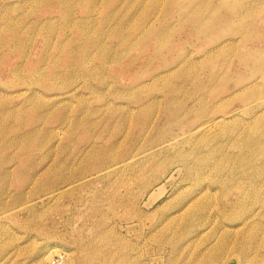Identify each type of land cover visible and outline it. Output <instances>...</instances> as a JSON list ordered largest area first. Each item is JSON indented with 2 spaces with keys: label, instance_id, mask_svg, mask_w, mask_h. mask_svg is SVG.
I'll use <instances>...</instances> for the list:
<instances>
[{
  "label": "rangeland",
  "instance_id": "rangeland-1",
  "mask_svg": "<svg viewBox=\"0 0 264 264\" xmlns=\"http://www.w3.org/2000/svg\"><path fill=\"white\" fill-rule=\"evenodd\" d=\"M248 1L0 0V264H264ZM207 186L233 211L182 212Z\"/></svg>",
  "mask_w": 264,
  "mask_h": 264
},
{
  "label": "bare ground",
  "instance_id": "bare-ground-1",
  "mask_svg": "<svg viewBox=\"0 0 264 264\" xmlns=\"http://www.w3.org/2000/svg\"><path fill=\"white\" fill-rule=\"evenodd\" d=\"M255 1H248V4H247V2H238L237 3V7H235V10H234V12L232 11V15H233V17H237L236 19H239V20H241V19H243V18H247V19H250L249 21H251L252 23L251 24H254V23H264V15H259L258 13H260L259 11L260 10H262L264 7H262V2H261V5H258V4H255L254 3ZM252 3V4H251ZM239 6V7H238ZM262 11H264V9L262 10ZM264 13V12H263ZM258 14V15H257ZM255 25V24H254ZM242 36V35H241ZM243 37V36H242ZM245 37V36H244ZM243 37V38H244ZM238 38V37H237ZM241 38V37H240ZM233 39V38H232ZM239 39V38H238ZM225 42H227V41H225ZM245 42V41H244ZM251 55H253V52L251 53ZM243 57V56H242ZM241 58V57H240ZM251 85V84H250ZM246 86V85H245ZM228 116V115H227ZM226 117V116H225ZM222 119H223V117H222ZM221 120V118H215V120H212V123L213 124H217L219 121ZM212 124H209L208 122H206L205 124H199V125H197V126H195L194 128H193V131H191V132H188L189 133V135H192V134H195V133H197V132H201V131H204V130H207L208 128H210V126H211ZM172 144V141H169V140H167V142H165L164 144H162V146H164V147H168V146H170ZM161 146V147H162ZM195 163H196V161H195ZM196 165V167H201V165H200V162L197 164H195ZM184 167H186V168H188V170L190 169V168H192V166H190V165H185ZM195 167V168H196ZM225 185V179H221L220 180V187L222 188L223 186ZM235 185V184H234ZM239 185V184H238ZM236 186H234V188H235ZM238 187V186H237ZM236 187V188H237ZM214 189V188H213ZM207 190L208 191H210L209 190V186H207L205 189H199L198 191H197V193H195V194H197V195H199V196H197L196 198H190V200H189V202L186 204L187 206H183V208L184 209H182V212L186 209V211H188L187 210V207L188 206H191V207H197V209H198V206H200V205H205V204H207L208 205V210L206 211L207 212V214L205 213H203V219H200L199 217H197V215H198V213H197V215H196V218L198 219H200V220H202V221H207L208 219H209V217L210 216H212V218H214V217H216L215 215L216 214H214V211L212 212V210L214 209V208H217L222 214H224V212L225 211H227V209H226V206L224 205V201L226 200V202H228L229 203V205H230V209H232L233 207H235V203H236V199H235V196L233 197V191H231V190H229V192H227V193H224L223 194V197H224V199H223V201H222V203H218L217 201V199H218V197H217V195H216V193L215 192H213V193H211V192H207ZM60 191V190H59ZM212 191V190H211ZM194 197V196H193ZM189 199V198H188ZM184 201V200H183ZM237 201H239V200H237ZM182 204V203H181ZM237 204V203H236ZM180 205V204H179ZM181 208H182V206H181ZM200 208H202V206L200 207ZM193 209V208H192ZM202 210V209H201ZM229 210V209H228ZM186 211H184V213H187ZM232 211H233V209H232ZM231 211V212H232ZM199 212V211H198ZM200 213H202V212H200ZM199 213V215H201ZM255 213V212H254ZM206 217H205V216ZM253 215V214H252ZM256 215V214H255ZM195 217V216H194ZM249 217H251V216H249ZM252 218V217H251ZM251 218L249 219V218H247V220H251ZM245 220V219H244ZM244 220H242V221H244ZM246 221V220H245ZM245 221L244 222H242V223H245ZM193 222H194V220H193ZM192 222V223H193ZM251 222V221H250ZM195 223V222H194ZM197 223V222H196ZM241 223V224H242ZM249 223V222H248ZM189 224V223H188ZM187 224V225H188ZM198 225V224H197ZM200 225V224H199ZM204 225V224H203ZM243 225V224H242ZM246 225H248L247 223H246ZM191 226H192V224H191ZM228 226V225H227ZM236 226V225H235ZM187 227V226H186ZM193 227H194V225H193ZM240 227V226H239ZM189 228V227H188ZM198 228V227H197ZM195 229L196 231H198L199 232V229ZM202 228V227H201ZM224 228H226V225H222L221 227H219L216 231H215V233L213 234V237H216L217 236V238H219V237H222L223 236V234H222V229H224ZM229 229V228H228ZM236 229V228H235ZM240 229V228H239ZM192 230V229H191ZM194 230V229H193ZM222 230V231H221ZM237 230H238V227H237ZM234 231V230H233ZM190 232V231H189ZM192 232V231H191ZM219 232V233H218ZM224 232V231H223ZM197 233V232H196ZM230 233V232H229ZM232 233V232H231ZM234 233H236L235 231H234ZM218 234V235H217ZM226 234V233H225ZM237 234V233H236ZM235 234V235H236ZM238 234H239V231H238ZM53 251H55V249H53Z\"/></svg>",
  "mask_w": 264,
  "mask_h": 264
}]
</instances>
